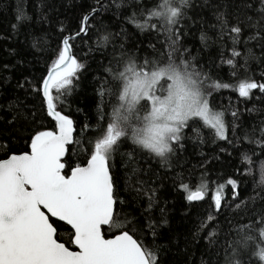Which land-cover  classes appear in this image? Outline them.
Here are the masks:
<instances>
[{
    "label": "snow or ice",
    "instance_id": "6c2138e0",
    "mask_svg": "<svg viewBox=\"0 0 264 264\" xmlns=\"http://www.w3.org/2000/svg\"><path fill=\"white\" fill-rule=\"evenodd\" d=\"M140 4L141 0H94L82 13L80 27L73 35L64 36L67 29L60 23L63 38L39 83L33 86L27 77L17 80L15 88L31 87L42 97L41 108L54 122L53 127L29 128L38 122L37 113L19 97L0 104V112L6 113L0 116V264H162L166 245L159 242V229L168 223L166 210L161 207V218H153L159 197L157 189L140 176L143 170L136 165L137 149L153 159L159 158L162 167L170 166L177 146L184 148L181 141L185 129L191 128L193 139H200V129L193 127L199 122L234 149L246 142L255 145L264 156V120L259 128L253 125L251 130L241 131V124L237 123L241 113L233 110L234 139H229L225 112L214 109L210 101L212 92L221 89H232L241 98H249L254 89L264 94V82L247 76L234 84L224 82L194 63L196 57L182 46V37L187 33L178 27L182 20L191 19L188 11L194 7L193 0H156L152 7L137 11ZM204 6L213 9L216 23L211 27L232 41L231 56L223 59L222 55L221 63L233 69L231 75L236 77L235 69L243 59L239 67L247 71L250 60H260L248 48V42L258 41L264 54V0H240L238 10L244 15L232 16L235 23L229 20L227 5L221 7L204 0ZM36 8L38 22L51 25L48 14L40 11L42 0ZM112 8L117 10V19L122 10L131 9L124 20L141 33L154 31L163 35L164 51L141 59L139 45L136 51L125 48L129 35L122 28L124 42L119 51L113 46V58L104 66L106 75L96 90V123L88 120L77 136L74 120L58 109V104H63L73 90V78L80 75L81 69L86 71L85 64L73 54L74 45L70 42L88 34L92 27L88 23L90 17ZM15 11L14 31L19 23L31 19L22 0H18ZM245 28L252 29V34L243 38ZM120 36L121 32L98 29L94 50L103 54ZM242 38L243 52L237 50ZM209 39L201 28V44L207 46ZM32 46L38 48V41L34 40ZM150 47L155 49V45ZM3 67L7 69L9 65ZM7 83L8 79L3 78L0 87ZM245 110L258 111L255 107ZM19 139L24 140L25 147L11 151L9 142L18 143ZM128 141L134 148L124 163L128 169L124 186L134 194L131 199L121 196L120 178L113 163L120 147ZM70 151L75 161L69 158ZM249 151L256 155L254 149L241 152L242 164H251ZM80 154L86 162H81ZM261 172L264 186V164ZM227 184L232 186L236 199L237 180L229 178ZM209 185L202 177L195 188L183 182L179 188L189 204L211 195L215 215L209 212L196 234L207 231L203 238L212 245L218 232L208 228L223 207L224 184H217L214 191ZM141 200L147 203L141 205ZM244 227L245 234L234 243L228 242L230 251L225 250L223 264H264V215L258 214L254 223Z\"/></svg>",
    "mask_w": 264,
    "mask_h": 264
},
{
    "label": "trees",
    "instance_id": "16d2710c",
    "mask_svg": "<svg viewBox=\"0 0 264 264\" xmlns=\"http://www.w3.org/2000/svg\"><path fill=\"white\" fill-rule=\"evenodd\" d=\"M18 0H0V83L3 78L8 79L6 85L0 87V104H6L8 100L19 97L25 102L29 109L37 113L36 124L29 125V128L35 127H53L54 122L48 118L41 108L42 97L32 91L31 87L27 90L15 88L18 79L27 77L36 86L41 77L47 74L48 68L54 61L55 50L63 38L59 32V26L62 22L67 29L63 35L70 36L78 31L82 13L88 6L94 4V0H42L40 11L47 13L52 24L38 22V10L36 5L41 0H22V6L27 16L31 19L19 23L17 29H12V24L17 23L15 16V7ZM111 3V0H108ZM214 5L224 7L227 5L229 20L232 16L243 18L244 13L238 10L240 0H210ZM156 3V0H141L137 8L148 9ZM194 7L188 11L191 19L181 21L183 30L187 35L182 37V46L187 47L196 57L198 66L202 65L204 71H210L212 76L221 78L224 82L236 83L239 79L250 77L257 82H264V54H262L258 41H249L248 48L252 50L260 60H250L247 66L248 70L239 67L243 64L241 59L235 71L237 76L233 77L231 69L227 64L221 63L223 59L231 56L229 49L232 48V41L228 36H221L219 29L211 27L216 23L213 15V9L204 6V0H193ZM131 9L122 10V14L117 19L115 8L109 11H101L94 18L90 17L88 23L92 25L87 35L72 40L74 45L73 54L78 57L79 62L85 64L86 71L80 70V75L73 78V90L63 104H58V109L63 110L75 122L76 134L79 136L81 127L84 123L91 121L96 123V101L98 97L96 90L105 77L104 66L113 58V46L120 50V44L124 42L122 28L126 29L129 40L125 43V48L136 51L139 45V56L143 59L159 56L164 51V36L157 35L154 31H145L141 33L132 24L124 20ZM248 15H254L249 12ZM255 18V17H254ZM193 20L197 21L193 23ZM155 22V21H153ZM203 28L209 37L207 46L201 44L200 33ZM104 29L108 32H121L120 37H116L114 44L110 43L106 51L102 54L95 51V40L97 30ZM252 34V29L245 28L242 34L243 38ZM241 39L237 50L244 51V40ZM38 41V48L33 47V41ZM155 45V49L150 47ZM9 65L7 69L3 65ZM115 67V62L113 63ZM98 78V79H97ZM53 90V95H55ZM108 100V97H105ZM211 105L216 110L225 112V119L229 125L227 135L229 139H234L231 131L233 110H239L241 120V131L244 128L251 130L253 125L257 128L260 121L264 120V94L258 89H254L249 98H241L238 93L232 89H221L213 91L210 97ZM255 107L258 111L248 112L245 109ZM80 109L81 111H78ZM6 113L0 112V116ZM200 129V139H193L194 133L191 128L184 130V139L181 141L184 148H176V154L170 158V166H161L159 158H151L146 151L137 149L136 165L143 171L140 176L149 181L157 189L158 206L153 211V218L159 220L161 213L159 209L165 208V218L167 225H162L159 229L161 233L160 243L166 245L162 257V264H223L225 250L228 249V242H235L247 232L244 227L249 223H254L257 215H264V186L261 185L262 172L261 166L264 164V156L259 154V149L255 145H248L246 142L243 147L234 149L227 141L216 138L214 130L202 126L199 122L193 125ZM23 130V129H22ZM241 134L240 132L237 133ZM258 134V133H257ZM203 141V142H201ZM25 147L23 139L19 142L10 141L11 151H18ZM74 147V146H73ZM134 146L130 141L123 144L119 152L114 157V165L117 177L120 178L121 196L131 199L133 193L125 189L124 177L128 169L124 167L127 160V154ZM225 151H221V149ZM247 149H254L255 156L249 151L252 157L251 164L241 162V152ZM81 162L83 160L80 154ZM69 158L75 161V157ZM246 169L248 172L246 173ZM210 182V190L214 191L217 184H224L222 195L223 207L211 224L208 231L215 229L218 232L216 243L210 245L203 237L207 231L198 235L197 228L209 212H213L211 195H206L202 201H194L189 204L185 199V193L179 188L181 182L190 184L195 188L201 178ZM229 178L237 180L236 195L233 199V189L227 184ZM141 205L146 204V200L140 201ZM239 205V207H236ZM259 227L258 224L255 225ZM243 229V231H240ZM255 234V233H253ZM150 239V237H149ZM230 251V249H228Z\"/></svg>",
    "mask_w": 264,
    "mask_h": 264
},
{
    "label": "water",
    "instance_id": "95a60500",
    "mask_svg": "<svg viewBox=\"0 0 264 264\" xmlns=\"http://www.w3.org/2000/svg\"><path fill=\"white\" fill-rule=\"evenodd\" d=\"M84 35V34H81V36Z\"/></svg>",
    "mask_w": 264,
    "mask_h": 264
}]
</instances>
